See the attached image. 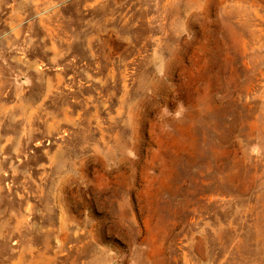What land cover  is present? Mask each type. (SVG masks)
Segmentation results:
<instances>
[{
	"label": "rangeland",
	"instance_id": "rangeland-1",
	"mask_svg": "<svg viewBox=\"0 0 264 264\" xmlns=\"http://www.w3.org/2000/svg\"><path fill=\"white\" fill-rule=\"evenodd\" d=\"M0 264H264V0H0Z\"/></svg>",
	"mask_w": 264,
	"mask_h": 264
}]
</instances>
